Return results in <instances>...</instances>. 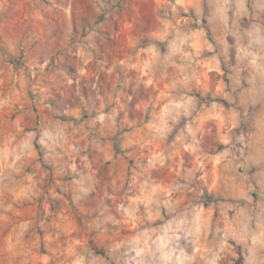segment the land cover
I'll return each instance as SVG.
<instances>
[{
	"label": "rangeland",
	"instance_id": "1",
	"mask_svg": "<svg viewBox=\"0 0 264 264\" xmlns=\"http://www.w3.org/2000/svg\"><path fill=\"white\" fill-rule=\"evenodd\" d=\"M0 264H264V0H0Z\"/></svg>",
	"mask_w": 264,
	"mask_h": 264
}]
</instances>
